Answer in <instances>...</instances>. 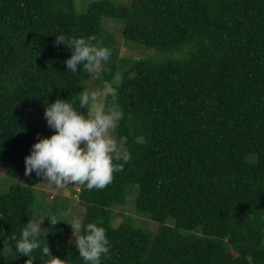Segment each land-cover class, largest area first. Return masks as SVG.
I'll use <instances>...</instances> for the list:
<instances>
[{
    "label": "trees",
    "instance_id": "trees-1",
    "mask_svg": "<svg viewBox=\"0 0 264 264\" xmlns=\"http://www.w3.org/2000/svg\"><path fill=\"white\" fill-rule=\"evenodd\" d=\"M56 34L93 36L110 59L99 73H72ZM123 43L142 55L122 54ZM95 76L115 93L106 106L122 113L115 133L130 156L105 188L76 192L81 234L94 222L109 239L101 264H264V0H0V158L9 170L36 180L25 156L38 133L53 131L27 112L44 114L57 99L86 111L80 91ZM40 198L26 184L0 194V264H49L47 244L62 264H85L76 246H62L70 224L58 201L48 213L57 223L41 230L30 260L15 252L11 234L44 210ZM129 202L156 229L123 214L115 224V207Z\"/></svg>",
    "mask_w": 264,
    "mask_h": 264
},
{
    "label": "clouds",
    "instance_id": "clouds-1",
    "mask_svg": "<svg viewBox=\"0 0 264 264\" xmlns=\"http://www.w3.org/2000/svg\"><path fill=\"white\" fill-rule=\"evenodd\" d=\"M94 39L93 36L72 38L56 34L55 43L71 49L72 54L65 61L68 71L76 73L80 65L90 75L103 70L111 53L107 47L93 44ZM105 95L114 96L115 93L83 88L79 105L86 111L77 110L65 99H57L45 107L47 126L55 131L50 136L37 134L38 139L24 159L26 176L34 172L57 188L79 184L87 189H103L112 182L113 173L123 170L116 162H127L130 156L123 150L125 141L122 138L118 141L112 135L122 113L115 106L103 107ZM50 222L57 223L51 219ZM42 223L29 220L18 238L11 234L15 252L29 257L28 261L33 250L40 246ZM69 224L75 237L73 243L85 264H101L102 256L106 257L110 251L105 229L90 222L83 226V234H80L79 220ZM4 236L3 226H0V237ZM42 251L50 257L49 264H62V259L51 253L48 244Z\"/></svg>",
    "mask_w": 264,
    "mask_h": 264
},
{
    "label": "rangeland",
    "instance_id": "rangeland-1",
    "mask_svg": "<svg viewBox=\"0 0 264 264\" xmlns=\"http://www.w3.org/2000/svg\"><path fill=\"white\" fill-rule=\"evenodd\" d=\"M126 1V0H125ZM121 41L123 42L122 38L120 37ZM121 52L124 55L127 56H135L140 57L142 55V50L138 49L136 46H129L126 43H123L121 46ZM97 76L93 77L90 80V83L88 85L87 90L89 91H104L107 92L110 90V85L105 84H97ZM106 97L105 95L103 97V107L105 109L109 108L106 106ZM27 115L29 119L34 121L40 126H47L46 119L44 118V114L35 111L30 110L27 112ZM48 127V126H47ZM51 129V128H50ZM53 132L54 129H51ZM112 135L114 138H117V134L115 133V130L112 132ZM13 184H26L32 186L35 190H37L40 199L42 200L44 198V210L36 212L33 221L36 222H42V228L41 230H48L51 226V222L48 217V213L54 214V207L53 204L57 201L60 202L63 206V208L58 210V214L61 218L67 219L69 223H72L74 220H79L80 223H82L85 213V206L79 201L78 196V189L80 187L79 184H69L65 186L64 188H57L55 185L49 183L46 180H43L42 177H37L36 180H31L27 177H24L20 174L14 173L11 170H9L3 163L2 159L0 158V194L6 192ZM131 199H134V195H130ZM44 201H41L43 203ZM40 209V208H38ZM114 213L117 214V218L114 220L115 224H119L122 220L123 215L126 216H132L136 222L140 225H146L145 227H149L152 229H156V224L150 220L149 217L142 215L140 213H137L134 204L129 202L125 206H118L115 207ZM141 221V222H140ZM81 234V233H80ZM75 237L73 235V229L70 225V235L68 237V240L62 244V246H65L66 248H70L71 246H75L73 243Z\"/></svg>",
    "mask_w": 264,
    "mask_h": 264
}]
</instances>
